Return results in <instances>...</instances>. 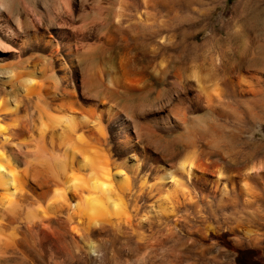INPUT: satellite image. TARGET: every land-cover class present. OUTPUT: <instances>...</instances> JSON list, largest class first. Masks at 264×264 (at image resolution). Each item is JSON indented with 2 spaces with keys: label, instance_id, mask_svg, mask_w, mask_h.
I'll use <instances>...</instances> for the list:
<instances>
[{
  "label": "bare ground",
  "instance_id": "bare-ground-1",
  "mask_svg": "<svg viewBox=\"0 0 264 264\" xmlns=\"http://www.w3.org/2000/svg\"><path fill=\"white\" fill-rule=\"evenodd\" d=\"M142 2L149 10L143 12L146 22L156 20L152 21L151 10L171 9L168 0ZM58 5L53 13L47 5L35 6L40 25L23 10L15 27L5 24L3 30L8 40L17 41L21 57L15 60L17 64L13 62L19 68L0 67L6 69L0 71V264L18 259L28 264H66L67 259L79 261L83 256L90 264H98L104 249L116 240L109 234L117 229L131 230L140 214L138 224L148 221L147 204L151 207L152 200H176L178 192L187 188L185 180L203 182L215 196L227 194L229 189V178L223 182L220 173L212 178L210 162L187 157L179 164L172 163L177 146L163 147L161 141L181 134L186 144L192 142L197 131L192 126L195 114L201 107L214 108L219 83L200 79L194 68L189 78L184 79L178 69L169 80V67L164 64L160 72L166 84L152 86L132 58L126 56L120 63L115 60L116 47L130 43L117 34L119 27L97 25L96 19L89 22V17L80 13L77 18L83 16L82 24L75 30L76 25L69 22L76 17L74 8L70 3ZM41 25L47 33L41 31ZM153 35L162 49L174 46L163 31L156 29ZM184 37L194 52L199 35L191 32ZM40 49L48 56L40 57ZM247 80L238 83L248 84ZM141 95L152 97V101L132 108L118 103V99Z\"/></svg>",
  "mask_w": 264,
  "mask_h": 264
},
{
  "label": "rangeland",
  "instance_id": "rangeland-1",
  "mask_svg": "<svg viewBox=\"0 0 264 264\" xmlns=\"http://www.w3.org/2000/svg\"><path fill=\"white\" fill-rule=\"evenodd\" d=\"M66 1L74 8L75 19H79L77 23L75 19L69 21L70 25H76L71 26H75V30L82 24L80 21L84 15L90 18H87L89 22L96 19L94 22L97 25H108L114 30L119 27L117 34L127 37L126 41L130 45L116 47L115 60L120 63L126 56L132 58L134 64L145 72L146 81L151 80L150 85L160 88L166 84L160 72L164 64L169 67V80L173 79L178 69L184 79L189 78L195 69L200 79L208 83H219V92L214 95V108L206 110L201 107L195 114L196 121L192 125L197 130L193 137L194 144L193 139L186 144V137L181 134L163 137L161 141L163 147L176 144V152L171 157L173 160L170 158L172 163L179 164L187 157L210 162L213 179L218 173L222 174L223 182L229 178L226 182L229 188L227 194L215 196L203 182L185 180L184 186L187 188L178 192L176 200H171V203L164 199L152 200L151 207L147 204L146 213L150 220L138 224L140 214L128 233L117 229L115 233L109 234L111 238H116L118 245L114 242L112 247L104 249V257L107 258L103 257L98 264H264V0H168L171 9L151 10L154 17L152 21L156 19L154 22H146L143 18L144 10L148 9L142 0H47V4L46 0H0V10L3 7L0 13V67L19 68L15 60L18 62L21 57L17 51V41L5 37V24L15 27L21 13L26 10L39 24L35 23L40 25L35 6L42 8L47 5L53 13V10L59 8L58 4H61L60 8L69 5ZM167 12L170 16L166 15ZM80 13L83 16L77 18ZM156 29L163 31L168 39L171 38L175 42L174 46L162 49L159 38L153 35ZM47 30L41 25L42 32L47 33ZM68 30L65 29L66 32H72ZM191 32L199 35L194 52L186 44L187 37H184ZM175 47L180 48L178 50ZM38 51L36 53L40 57L48 56L46 50ZM1 69V72L6 70ZM240 79H246L249 86L247 83L239 85ZM145 98V95H141L134 99H118V103L122 108H132L152 101L150 96ZM163 205H168L166 209L170 214ZM171 210H177V213H172L177 216L174 217ZM87 263L90 264L85 256L79 261L66 260V264ZM13 264L28 263L18 259ZM36 264L49 263L36 261Z\"/></svg>",
  "mask_w": 264,
  "mask_h": 264
}]
</instances>
